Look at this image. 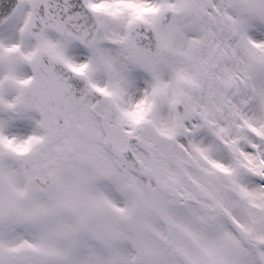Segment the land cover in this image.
Here are the masks:
<instances>
[{
	"label": "snow or ice",
	"instance_id": "1",
	"mask_svg": "<svg viewBox=\"0 0 264 264\" xmlns=\"http://www.w3.org/2000/svg\"><path fill=\"white\" fill-rule=\"evenodd\" d=\"M0 264H264V0H0Z\"/></svg>",
	"mask_w": 264,
	"mask_h": 264
}]
</instances>
